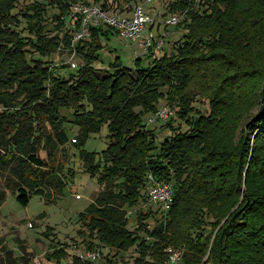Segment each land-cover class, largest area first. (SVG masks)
Wrapping results in <instances>:
<instances>
[{"label": "trees", "instance_id": "1", "mask_svg": "<svg viewBox=\"0 0 264 264\" xmlns=\"http://www.w3.org/2000/svg\"><path fill=\"white\" fill-rule=\"evenodd\" d=\"M78 1L32 0L18 8V0H0V176L6 188L0 204L7 192L24 206L32 195L53 202L63 193L67 180L57 153L68 141L64 108L78 126L74 146L103 125L108 129L104 150L79 153L84 172L103 186L78 213L77 232L88 249L117 255L134 248L139 264H165L172 245L183 248L182 264H264V0L173 2L172 9L185 12L175 48H153L149 60L137 56L133 67L120 55L108 66L94 65L103 41L116 34L112 27L89 26L88 36L75 40L81 16L74 15L73 28L60 36ZM50 4L59 9L52 36L44 22ZM59 47L81 62L65 63L63 71L49 64ZM165 94L179 107L165 122L170 134L157 143L144 117ZM149 175L172 183L165 221L146 205ZM21 248L12 264H28L27 247ZM44 255L55 264L68 257V264H119L109 255L101 263L83 260L54 242Z\"/></svg>", "mask_w": 264, "mask_h": 264}, {"label": "rangeland", "instance_id": "2", "mask_svg": "<svg viewBox=\"0 0 264 264\" xmlns=\"http://www.w3.org/2000/svg\"><path fill=\"white\" fill-rule=\"evenodd\" d=\"M31 1L32 0H18V8L24 7L25 4ZM110 1L112 0H103L99 3L102 5L103 2H106L107 7L102 6L106 10L111 11L112 8H109L108 6L111 5V7H114V5H112ZM127 1L123 2L118 7L120 11L127 10L128 8L126 9V5L130 8L131 5L138 2V0ZM149 4L151 8L153 6L158 14H154L153 12L155 11H149L150 8H148V4H144L145 12H151V15L158 17L159 15L166 16L169 14L181 13V10L172 9V3L167 4L154 0ZM58 13L59 9L56 5H47V12L45 14L46 19L44 22L47 25V33L50 36L55 35L58 32L56 31V26L59 24L55 19V15ZM168 27L169 31H174V34L169 38L172 40L171 43H166L165 47L166 51L170 53L175 48L173 38L181 35L184 28L183 23L170 25ZM72 28L73 24L71 20L66 18L65 28L60 32V36L64 31H69ZM160 29V32L165 30L163 29V26H161ZM103 43L99 59L94 63L95 66H108L109 61L114 58V55H120L122 64L126 67H133L137 56H140L144 62H146V58H148L146 57V54H144V50L139 44V40H132L130 42L122 41L113 33L110 35V38L103 41ZM59 48L61 49L48 57L49 64H56L61 67L65 63L71 64V62H75L79 64L81 62L80 59L73 54L74 52H70L69 49H63L62 47ZM65 69H68V67H61V71ZM57 71L60 70L58 69ZM194 91L195 88H193L191 92ZM164 93H166L165 89ZM201 102H197L196 105L199 106L203 112H207V107L201 105ZM162 103L177 104L172 117L174 118L179 107L178 102H169L167 100V94H165L159 99L158 105ZM136 109L138 110L139 107ZM255 110L256 108L252 109V111ZM60 114L64 119L63 126L67 131L68 141L60 147L57 153V159L63 166L67 185L63 189V193L58 195L53 202H49L45 197L32 195L29 203L25 206L16 200L13 193H6L3 202L0 204V264H12L9 259L15 260L16 257L21 256L23 253L21 248L22 244L27 247V251L29 252L28 256H30V258L28 264H55L54 260L48 261L44 255L51 242L60 245L66 244L71 255L75 253L78 255L79 253H84L89 250L86 247L85 241H83V237L77 232L80 228L78 213L95 198L96 194L103 189V186L98 184L96 179L91 177L89 173L84 172L83 163L80 160L79 153L81 148L87 152H94L96 154H99L104 150L109 143L108 129L106 125H103L100 131L90 133L82 147H77L72 144L75 136L79 132L78 126L72 122V113L63 108L61 109ZM149 116L150 114H147L144 117V120ZM149 127L156 129L157 143L170 134V129L165 125V122L156 120L150 123ZM47 128V131H53L48 125ZM42 154L45 155V153ZM69 169L73 171V176L68 174ZM2 188L6 190L5 181L3 177L0 176V190ZM237 205L234 208H236ZM132 218L133 220L129 224L131 229L135 226L134 216ZM147 221L149 222V228L151 229L154 226V221L150 218ZM95 249H98L101 254L99 263L105 260L106 255H109L110 257L115 258L119 264H139L135 259L138 256V252L134 248L117 255H114L115 252L110 248L96 247ZM181 249L183 251V248ZM69 262H71V257L62 260L61 264H68ZM19 263L23 264L24 262L20 260ZM165 264H169V262L167 261ZM179 264H182V260Z\"/></svg>", "mask_w": 264, "mask_h": 264}, {"label": "built area", "instance_id": "3", "mask_svg": "<svg viewBox=\"0 0 264 264\" xmlns=\"http://www.w3.org/2000/svg\"><path fill=\"white\" fill-rule=\"evenodd\" d=\"M154 0H138L135 4L126 5L127 10L120 11L119 8L106 10L99 3H88L84 0L72 4L71 13L68 19L74 15L81 16V27L75 35V40L82 39L88 36L89 26L105 25L116 30V35L122 41L139 40V44L144 50V54L155 48L163 50L166 47V31L158 32V28L163 26V29L170 25H178L183 16L182 14H169L161 18H155L145 12L144 4L153 2ZM162 3H173L177 0H156ZM150 26V27H148ZM155 26V28H154ZM158 26V27H157ZM77 63L71 62V66L75 67ZM177 104L167 103L161 104L157 111L150 115L147 123L159 120L162 122L168 121L173 117ZM147 206H154L158 210V218L165 221L168 210L172 205L173 188L172 183L162 180H155L149 175L147 183ZM168 253L169 264H179L182 260L183 251L181 247L170 245L166 248ZM79 257L83 260L97 262L101 258L98 249H89L84 253H79Z\"/></svg>", "mask_w": 264, "mask_h": 264}, {"label": "crops", "instance_id": "4", "mask_svg": "<svg viewBox=\"0 0 264 264\" xmlns=\"http://www.w3.org/2000/svg\"><path fill=\"white\" fill-rule=\"evenodd\" d=\"M148 8H150V10L149 11H155V12H153L154 14H158L157 13V11L156 10H154V8H153V6H152V8H151V6H149ZM148 14H150L151 15V12H148ZM151 16H153V17H155V18H161L162 17V15H159V17L158 16H155V15H151ZM148 27H150V26H148ZM158 27V26H157ZM154 28H155V26H154ZM169 27H166V28H164L165 29V31H166V41L167 40H171V39H169L170 38V36H172L173 34H174V31H169V29H168ZM158 32H160L161 31V29H160V27L158 28V30H157ZM147 60H149V59H147ZM61 111V110H60Z\"/></svg>", "mask_w": 264, "mask_h": 264}]
</instances>
